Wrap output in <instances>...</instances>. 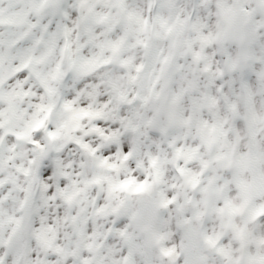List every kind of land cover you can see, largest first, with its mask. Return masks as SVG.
I'll return each mask as SVG.
<instances>
[{
	"label": "clouds",
	"instance_id": "obj_1",
	"mask_svg": "<svg viewBox=\"0 0 264 264\" xmlns=\"http://www.w3.org/2000/svg\"><path fill=\"white\" fill-rule=\"evenodd\" d=\"M0 264H264V0H0Z\"/></svg>",
	"mask_w": 264,
	"mask_h": 264
}]
</instances>
